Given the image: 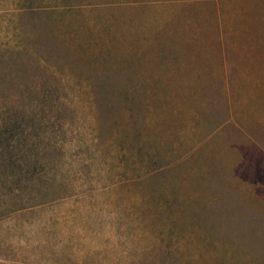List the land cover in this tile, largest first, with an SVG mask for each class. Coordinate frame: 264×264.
<instances>
[{
  "label": "rangeland",
  "instance_id": "1",
  "mask_svg": "<svg viewBox=\"0 0 264 264\" xmlns=\"http://www.w3.org/2000/svg\"><path fill=\"white\" fill-rule=\"evenodd\" d=\"M0 264H264V0H0Z\"/></svg>",
  "mask_w": 264,
  "mask_h": 264
},
{
  "label": "trees",
  "instance_id": "2",
  "mask_svg": "<svg viewBox=\"0 0 264 264\" xmlns=\"http://www.w3.org/2000/svg\"><path fill=\"white\" fill-rule=\"evenodd\" d=\"M4 135H5L4 131L3 132H0V142L3 140V138H4L3 136ZM7 137H9V135ZM7 137L4 138V139H7Z\"/></svg>",
  "mask_w": 264,
  "mask_h": 264
}]
</instances>
